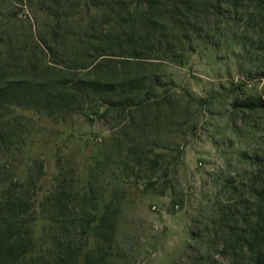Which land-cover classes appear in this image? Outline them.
Returning <instances> with one entry per match:
<instances>
[{
  "label": "trees",
  "instance_id": "16d2710c",
  "mask_svg": "<svg viewBox=\"0 0 264 264\" xmlns=\"http://www.w3.org/2000/svg\"><path fill=\"white\" fill-rule=\"evenodd\" d=\"M245 1L28 0L29 8L41 12L36 35L28 30L31 50L0 42L5 46L0 48V264H125L127 257L118 233L125 199L119 183L107 180L103 191L105 196L111 192L100 201L91 178L80 187L73 171L62 167L40 194L45 172L37 159L25 166L22 177L15 174L28 135L27 116L17 110L51 119L111 116L113 132L102 154L110 178L120 184L129 177L144 179L151 187L157 173L167 175V155L156 148L169 149L158 138L152 143L145 138L175 125L166 119L178 108L158 74L140 69L181 60L216 29L218 17L227 24L237 21L240 11L258 15L262 36L264 0ZM261 43L257 50L264 49ZM260 74L264 79V71ZM236 105L264 110V98ZM262 151L250 158L254 169L224 177L221 191L211 197L210 223L229 264H264ZM38 219L43 225L37 236Z\"/></svg>",
  "mask_w": 264,
  "mask_h": 264
},
{
  "label": "rangeland",
  "instance_id": "374dc122",
  "mask_svg": "<svg viewBox=\"0 0 264 264\" xmlns=\"http://www.w3.org/2000/svg\"><path fill=\"white\" fill-rule=\"evenodd\" d=\"M40 14L29 8L28 0H0V32H4L0 42L14 50L21 44L24 53L29 52L33 41L28 30L31 27L36 35L41 24L35 18ZM238 17L227 24L218 17L216 29L204 41L196 42L181 60L140 69L141 73L149 74L153 69L158 74L178 108L174 116L167 113L166 122L175 125L148 133L145 138L149 143L158 138L169 149L156 148L167 155V175L157 173L153 186L146 187L144 179L134 177L121 179V184L120 179L110 178V166L105 169L102 154L105 138L113 132L111 116L103 120L72 114L51 119L17 110L27 116L28 135L15 174L22 177L25 166L37 159L45 172L40 194L62 167L73 171L80 187L91 178L100 201L111 192L105 196L103 191L107 180L113 185L119 183L117 189L125 194L118 217L125 264H229L220 253V242L210 223L214 210L211 197L221 191L224 177L237 178L254 169L250 158L264 150V110L234 106L244 99L264 98V79L260 77L264 49H256L257 41L264 47V29L261 36L255 12L241 16L240 11ZM163 184L167 187L157 193ZM206 224L208 229L202 231ZM42 225L41 219L33 225L37 236Z\"/></svg>",
  "mask_w": 264,
  "mask_h": 264
}]
</instances>
